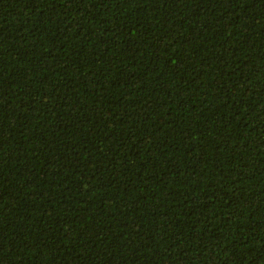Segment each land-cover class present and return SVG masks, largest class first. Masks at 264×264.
Returning <instances> with one entry per match:
<instances>
[{"label":"trees","instance_id":"trees-1","mask_svg":"<svg viewBox=\"0 0 264 264\" xmlns=\"http://www.w3.org/2000/svg\"><path fill=\"white\" fill-rule=\"evenodd\" d=\"M0 264H264V0H0Z\"/></svg>","mask_w":264,"mask_h":264}]
</instances>
